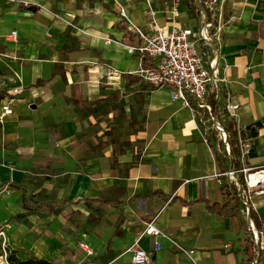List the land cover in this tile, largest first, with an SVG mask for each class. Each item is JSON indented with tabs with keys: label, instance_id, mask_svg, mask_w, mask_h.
<instances>
[{
	"label": "crops",
	"instance_id": "0c3cea01",
	"mask_svg": "<svg viewBox=\"0 0 264 264\" xmlns=\"http://www.w3.org/2000/svg\"><path fill=\"white\" fill-rule=\"evenodd\" d=\"M174 3L176 21L199 28L202 18L187 0H0V34L18 32L0 38V53L19 75L8 93L22 90L0 100L7 187L0 227L10 225V250L21 260L130 264L128 249L137 244L151 264H248L242 209L240 216L219 212L222 186L231 183L221 174L232 161L221 132L193 99L189 107L173 99L171 85L138 77L143 54L128 48L139 40L121 9L145 27L155 10L165 25ZM218 22L221 80L210 100L221 122L228 102L239 105L238 132L256 145L245 165L264 168V0H225ZM106 107L110 121L118 113L131 119L124 139L121 126L104 119ZM199 199L219 207L212 211ZM251 202L264 242V188ZM154 219L166 237L143 235Z\"/></svg>",
	"mask_w": 264,
	"mask_h": 264
},
{
	"label": "built area",
	"instance_id": "2783aa9c",
	"mask_svg": "<svg viewBox=\"0 0 264 264\" xmlns=\"http://www.w3.org/2000/svg\"><path fill=\"white\" fill-rule=\"evenodd\" d=\"M175 1V0H174ZM219 0H213L217 3ZM224 1H220L219 15L216 13L207 14L200 10L199 15L202 18V24L199 28L182 27L177 21L178 8L174 3L172 8L168 10L169 20L167 23L161 24L155 10H151V20L148 25L141 26L136 24L129 16L125 8L121 9L120 14L130 32H132L139 44L137 46H129L130 52H140L147 54L153 67L146 68L143 65L136 71L138 77L152 86H161L168 84L173 87V99L182 100L183 103L192 107L191 99L198 110H205L209 114V118L214 121L215 127L221 132L225 140V151L228 156H231L230 144L227 140V131L225 126L218 119L213 109V104L210 100L211 89L218 88L220 84V76L218 69L217 47L220 39L217 37V27L219 29V17L222 13ZM216 17V18H215ZM170 27V29H169ZM17 30H12L7 35H1L0 38L13 39L17 37ZM210 50L214 52V56L210 57ZM17 78L19 75L17 74ZM9 94L14 96L21 94L20 87L11 88ZM3 110L6 114H12L13 108L9 104H3ZM238 104L228 102L222 110L224 118H236L238 116ZM239 147L241 150V161L243 166L241 169H233L222 173V176H228L230 181L235 182L237 186V194L243 214L248 222V225L254 232V237L259 243V246L264 250V242L260 241V233L255 224L252 212L254 206L251 202L252 195L256 188H264V168L254 169L245 165L246 158L251 151L249 140L242 137L239 132ZM3 166L0 162V169ZM243 176V181L241 180ZM7 190L3 185L0 176V193ZM10 227L9 224H4L0 227V264H10L9 255V238L6 230ZM143 235L153 237L167 236V234L155 224V219L147 223ZM80 247L86 252L88 257L94 255V249L85 241L80 242ZM137 245V244H135ZM135 245L128 249L132 252L130 264H151L152 258L150 253ZM162 244L160 241H155V250H160ZM190 250V253H193ZM257 262V259L254 260ZM89 264H92L91 262Z\"/></svg>",
	"mask_w": 264,
	"mask_h": 264
},
{
	"label": "trees",
	"instance_id": "16d2710c",
	"mask_svg": "<svg viewBox=\"0 0 264 264\" xmlns=\"http://www.w3.org/2000/svg\"><path fill=\"white\" fill-rule=\"evenodd\" d=\"M153 63L151 62L150 57L147 54H143V66L146 68L153 67ZM214 112H218V103L214 100L212 101ZM218 117V116H217ZM227 131V140L230 144L231 148V168L233 169H241L243 166V163L241 161V150L239 145V132L236 125V121L234 118L226 117V120L224 122H221ZM2 127L0 123V128ZM242 137L244 138V134H242ZM234 139V142L232 144L231 140ZM256 147V145H254ZM243 176L241 175V180L243 181ZM222 192L225 197V202L222 206H218V204L211 205L210 203L206 202V199H199V201H204L207 203V206L210 210L215 211L216 207H219L220 213H225L227 215L231 216H240L241 215V208H240V202L237 194V186L235 182H232L230 184H223L222 186ZM155 193H158L155 191ZM252 216L254 218L255 224L259 230V233L262 232V227L260 222L258 221L256 215L254 212H252ZM248 238H247V246L246 251L249 253V260L248 264H264V250H262L259 246V243L256 241L254 237V232L252 228L248 225ZM257 259V262H254V260ZM9 261L10 264H51L48 260L44 259H38L35 257L29 258L27 260H21L18 258L15 254V252L11 251V254L9 255Z\"/></svg>",
	"mask_w": 264,
	"mask_h": 264
},
{
	"label": "rangeland",
	"instance_id": "374dc122",
	"mask_svg": "<svg viewBox=\"0 0 264 264\" xmlns=\"http://www.w3.org/2000/svg\"><path fill=\"white\" fill-rule=\"evenodd\" d=\"M195 9V14L201 13L200 10L206 12L207 14H212L213 12L216 13V16L219 15V7H220V1L219 0L217 3L213 2V0H187ZM216 18V17H215ZM5 59H7L6 55H2L0 53V100L6 96L9 95L8 90L10 88V84H14L16 79H17V74H16V69L12 65H7L5 62ZM104 109V119L107 121L108 125L111 124H116L118 127L121 126V130L119 131L120 137L124 139L123 134H127L128 132V124L130 126L131 119L129 120L124 116L122 113H118L119 115L116 117H113V121H110L108 118V115L106 113L107 111ZM120 117L119 119H117ZM112 120V119H111ZM130 122V123H129ZM232 144L234 142V139L232 138L231 140ZM183 246V245H182ZM185 249L189 250L187 246H183ZM10 248V245H9ZM183 248L177 247L178 253H180L182 256H188L187 253H185ZM161 252H157V255L159 256ZM189 257V256H188ZM93 263L95 264V259L93 260ZM82 264H89L88 261L83 262Z\"/></svg>",
	"mask_w": 264,
	"mask_h": 264
},
{
	"label": "water",
	"instance_id": "95a60500",
	"mask_svg": "<svg viewBox=\"0 0 264 264\" xmlns=\"http://www.w3.org/2000/svg\"><path fill=\"white\" fill-rule=\"evenodd\" d=\"M34 107H36V106H34ZM250 137H256V133L250 134ZM255 149H256L255 147L251 148V151H250V153H249V155H250L251 157L256 156Z\"/></svg>",
	"mask_w": 264,
	"mask_h": 264
}]
</instances>
